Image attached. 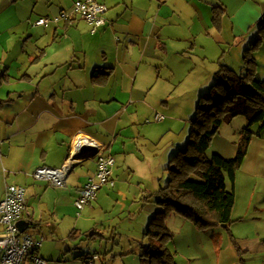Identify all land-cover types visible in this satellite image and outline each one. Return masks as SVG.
<instances>
[{
  "label": "crops",
  "instance_id": "crops-1",
  "mask_svg": "<svg viewBox=\"0 0 264 264\" xmlns=\"http://www.w3.org/2000/svg\"><path fill=\"white\" fill-rule=\"evenodd\" d=\"M76 1L0 0V200L10 185L25 188L27 231L45 239L39 255L48 264H87L100 254V230L106 223L112 228L126 210L143 238L162 211L146 198L167 185L164 171L189 140L177 136V119L166 116L176 113L168 110L173 108L155 100H170L182 87L180 94H194L197 105L220 63L243 73V54L264 17V0H99L109 8L108 24L93 33L74 11ZM215 9L223 13L220 30L213 25ZM41 18L52 21L36 26ZM260 56L262 49L258 64ZM156 112L166 119L154 128L148 124L157 122L147 120ZM233 122L214 138V154L236 156L246 126L230 143L224 127ZM80 134L103 143L115 158L116 184L104 187L76 219L75 200L97 160L80 158L64 188L31 174L41 166L61 167ZM233 188L232 220L247 230L245 237L235 234L248 259L264 258V132L252 139ZM91 232L96 234L88 237ZM136 242L143 247V239ZM107 257L98 260L106 264Z\"/></svg>",
  "mask_w": 264,
  "mask_h": 264
},
{
  "label": "trees",
  "instance_id": "trees-1",
  "mask_svg": "<svg viewBox=\"0 0 264 264\" xmlns=\"http://www.w3.org/2000/svg\"><path fill=\"white\" fill-rule=\"evenodd\" d=\"M222 14L221 10H214L213 25L217 30L221 29ZM263 45L264 17L257 38L244 52V72L238 73L220 63L215 83L198 99L188 143L171 158L167 168V185L146 198L154 199L162 211L152 217L143 234L140 264H175L169 248L173 234L167 227L171 215L191 222L202 232L233 223L236 174L252 139L264 132V80L257 78L256 59ZM3 103L0 100V107ZM238 117H243L247 125L241 131L236 156L214 154L208 158L207 151L221 127ZM95 234L91 232L88 237Z\"/></svg>",
  "mask_w": 264,
  "mask_h": 264
},
{
  "label": "rangeland",
  "instance_id": "rangeland-1",
  "mask_svg": "<svg viewBox=\"0 0 264 264\" xmlns=\"http://www.w3.org/2000/svg\"><path fill=\"white\" fill-rule=\"evenodd\" d=\"M263 48L264 45L261 48L262 51L264 50ZM259 65L260 69L257 78L259 80H264V78L261 77V74H264V56L259 57ZM236 69L238 73H240V70H238L240 68ZM181 88L182 87L178 89L177 93L173 94L172 99H156L155 101L160 104V107H162V103H165V106L168 105L169 108H173L172 111L171 109L168 110L176 113L173 116L169 114L166 116L170 120L177 119V122H175L177 136H180V138L185 137L187 140L190 137L192 118L196 112V99L194 100V94L191 93L180 94ZM156 111L166 112L160 108ZM177 115L179 117H177ZM246 122L247 121L243 117H238L231 126L226 125L229 127H224L225 137H228L230 143H232L236 135L238 137L241 129L244 125H247ZM157 125H159V123L148 124V126H152L154 128L157 127ZM165 142L166 141L163 140L159 147H161ZM212 145L213 141L211 147L207 151L208 158H211L214 154ZM156 146H158V143H156ZM164 172L165 180H168L169 172L168 170ZM164 185L165 184H163V186ZM117 211L122 213L120 208H117ZM75 216L77 219V212ZM134 217L135 216H132L130 218L126 210L125 214L116 216V219L110 222L112 228H109L108 223H106L107 225L100 230V232L103 233L105 240H103L102 243H97V251L100 254L95 255L102 260L108 256L106 264H140V254L142 250L140 248V244L137 243L136 240L141 242L143 238L141 234H139L138 229H135V227H138L139 225L134 224ZM184 222H187L185 228H183ZM236 223L237 222H233L227 228L220 226L218 228L202 232L191 222L179 216L171 215L167 220V227L170 228L169 230L173 234V240L169 244V248L174 255L175 264H264V258H253L252 260L248 259L249 253L243 248V240H240L236 236V234L244 237L247 235V230L243 228V224L246 223ZM213 232H216V236L212 238V240H208V238H211L210 236ZM202 234L205 235L204 240L201 237ZM248 234L251 235V232H248ZM83 246L85 247L86 245ZM106 250L108 251L107 254L105 253ZM114 257L115 260L113 259ZM95 264L102 263L98 260Z\"/></svg>",
  "mask_w": 264,
  "mask_h": 264
},
{
  "label": "built area",
  "instance_id": "built-area-1",
  "mask_svg": "<svg viewBox=\"0 0 264 264\" xmlns=\"http://www.w3.org/2000/svg\"><path fill=\"white\" fill-rule=\"evenodd\" d=\"M74 11L91 25L93 33L108 24L106 14L109 8L99 0H77L74 4ZM62 17L68 18L69 14L63 12ZM58 19L53 20L58 21ZM51 21L50 18H41L35 22V25H46ZM165 119L164 114L156 112L154 118L147 120V123H160ZM106 149L107 147L97 139L80 134L74 142L71 154L61 167L41 166L31 176L55 188H64L77 164L82 161L79 160L80 158H95L97 160L96 172L75 200L77 215L80 216L85 208L96 200L98 193L104 187H115L113 169L116 160L112 155H106ZM22 221L30 226L31 212L28 210L25 188L10 185L6 188L3 199L0 200V264H25L27 259H30L32 264H48L39 255L45 239L35 238L27 230L22 233L19 227ZM98 259L97 255H93L87 264H95Z\"/></svg>",
  "mask_w": 264,
  "mask_h": 264
},
{
  "label": "water",
  "instance_id": "water-1",
  "mask_svg": "<svg viewBox=\"0 0 264 264\" xmlns=\"http://www.w3.org/2000/svg\"><path fill=\"white\" fill-rule=\"evenodd\" d=\"M83 151L85 152V150ZM19 227H20L21 232L24 233L26 230H28L29 225L22 221L19 223Z\"/></svg>",
  "mask_w": 264,
  "mask_h": 264
}]
</instances>
